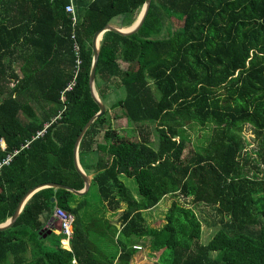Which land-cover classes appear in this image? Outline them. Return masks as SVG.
I'll return each instance as SVG.
<instances>
[{
  "label": "trees",
  "instance_id": "1",
  "mask_svg": "<svg viewBox=\"0 0 264 264\" xmlns=\"http://www.w3.org/2000/svg\"><path fill=\"white\" fill-rule=\"evenodd\" d=\"M145 4L0 0V162L13 156L0 171V224L31 188H85L75 147L100 111L91 87L94 37L117 18L132 26ZM95 86L107 110L79 146L80 164L94 175L89 191L35 193L0 232V264H132L137 239L159 253L154 264H264V0H151L139 32L105 33ZM133 125L138 135L122 134ZM122 178L136 181L138 196ZM93 186L119 214L120 230L105 220L85 224ZM168 196L177 199L165 224L150 226L144 214ZM182 198L220 215L207 244ZM56 208L75 218L71 250L50 239ZM111 245L116 252L105 249Z\"/></svg>",
  "mask_w": 264,
  "mask_h": 264
},
{
  "label": "rangeland",
  "instance_id": "2",
  "mask_svg": "<svg viewBox=\"0 0 264 264\" xmlns=\"http://www.w3.org/2000/svg\"><path fill=\"white\" fill-rule=\"evenodd\" d=\"M121 20L122 19L117 18L116 20H114L113 24L120 26ZM113 124L115 127H117V124L115 122ZM121 124H122L121 126L123 127V125H126V122L123 121V123ZM139 130L140 129L136 125L135 126L133 125L131 127L126 126L125 129H123L121 132L122 134L127 135V136H135V135H138ZM198 131L200 132L199 127L195 132L192 133V139H193L192 146L193 147L198 144V140H197L198 139L197 135L199 133ZM247 134H248L247 136L250 137L251 132L247 131ZM202 135H206V133L202 131V133H200V136ZM247 136L244 134L245 138ZM246 150L248 151V141H247ZM247 151L244 152L245 156L246 154H248ZM252 170H254V167ZM122 181L129 189H131V191L133 192L135 196H138V187L134 179L122 178ZM84 198L86 199L88 203V207L85 210V219H84L86 221L85 224H89L91 221L96 220V219L97 221H104V220L109 221L111 219V216H109L110 212L107 210V208L103 204V201L99 195V192L96 186H93L90 193L84 196ZM176 199L177 198H175L174 196H168L164 199L163 202H161L158 205L156 209L146 212L144 216L147 219V223L154 228H161L165 224V216H166L168 209H170L173 206ZM181 202L184 203L186 206L193 208L195 212L197 213L199 219L202 221L203 233H202L201 242L203 244H207L211 240L215 232L221 228V223H220L221 217L218 214L216 208L211 207V206H206L204 204L194 205L191 203V198H188V199L182 198ZM115 223L118 224V226H121L120 219L116 221ZM99 224L104 226L103 223H99ZM54 225L57 227L60 226L57 219L54 220ZM55 234L50 237L52 242L56 241L55 242L56 245L59 243L62 245L67 244L65 236H62L60 233H58L57 236ZM90 238L91 239L94 238L93 233L90 234ZM107 241L109 243L111 242L110 239H108ZM136 241L142 244H147V241L145 239H137ZM115 248L116 246L113 247V245H111L109 247L107 246V248L105 249L109 251L113 250L114 252H116ZM146 249H147V245L146 246L144 245V248H142L141 251L137 252V255L144 254V257H145L144 260H146L145 263L138 262L135 264H154L160 260L159 253L152 254V251H149L146 255ZM147 250H150V248H148Z\"/></svg>",
  "mask_w": 264,
  "mask_h": 264
},
{
  "label": "water",
  "instance_id": "3",
  "mask_svg": "<svg viewBox=\"0 0 264 264\" xmlns=\"http://www.w3.org/2000/svg\"><path fill=\"white\" fill-rule=\"evenodd\" d=\"M150 7H151V0H146L145 7H144V9H143V11L139 17V20L131 28L120 29V28L113 26L112 24H109V25L105 26L104 28H102L101 30H99L95 34V37H94V57H93V63H92V68H91L90 74H91L92 91H93L94 97L96 98V101L98 102V105L100 107V111L97 114V116L94 117L92 120H90L88 122V124L84 127L82 133L80 134V136L77 140L76 147H75V165H76L77 171L82 175V177L84 179L85 188L82 191H76L70 187H67L64 185H59V184H44L41 186L39 185V186H36L34 188H31L22 197L21 202L19 203L14 215L5 223L0 224V232L11 228L15 224V222L19 218L20 214L23 212L24 207L28 203L29 199L32 196H34V194L37 193L38 191H40L41 189H46V188L64 189V190H68V191L72 192L73 194H75L79 197L85 195L89 191L90 186H91V177L87 176L83 172V170L79 164V146H80V143H81L84 135L89 130V128L92 126V124L95 123L98 119H100V117L103 116L107 110L106 106L103 104L102 100L100 99L99 94L96 90V86H95L97 67H98V62H99V57H100L101 41H102L105 33H107V32H114V33H117V34L123 35V36H129V35H133V34H136L137 32H139V30L144 26V24L146 22ZM52 201H54V198H52Z\"/></svg>",
  "mask_w": 264,
  "mask_h": 264
},
{
  "label": "built area",
  "instance_id": "4",
  "mask_svg": "<svg viewBox=\"0 0 264 264\" xmlns=\"http://www.w3.org/2000/svg\"><path fill=\"white\" fill-rule=\"evenodd\" d=\"M67 11H68L69 14H71L73 16L74 23L75 24L78 23V17H77L74 1H72L68 5ZM76 50H77V52L79 54L80 53L79 45L76 46ZM81 64H82V61L79 60V65H81ZM77 78H78V75L76 76V79L68 87V89H67L68 92L72 91L74 89V87H75V85L77 83ZM63 100H64V97H63ZM48 127H49V125H46L45 129L43 131L39 132L38 135L35 138H39V137L43 136L46 133ZM12 159H13V156H8L7 158H4L0 162V171H1V168L3 166L8 165L10 162H12ZM54 216H55V218L58 220V222L60 224L61 234H63L66 237L67 243L70 244V241H71V239L73 237V223L75 221L74 216L72 214H70L69 212H67L66 210H63L61 208H56ZM135 249L142 250V247L136 246Z\"/></svg>",
  "mask_w": 264,
  "mask_h": 264
},
{
  "label": "crops",
  "instance_id": "5",
  "mask_svg": "<svg viewBox=\"0 0 264 264\" xmlns=\"http://www.w3.org/2000/svg\"><path fill=\"white\" fill-rule=\"evenodd\" d=\"M138 20H139V18H138ZM137 20V21H138ZM137 21L132 25V26H129V27H133L136 23H137ZM113 26H115V27H117V28H120V29H126V28H129V27H120V26H118V25H115V24H112ZM5 145V144H4ZM79 164H80V159H79ZM80 166H81V168H82V170H83V172L86 174V172H85V170L83 169V167H82V165L80 164ZM87 175V174H86ZM87 176H90L91 177V184H92V181H93V178H94V175L93 174H90V175H87ZM124 208V207H123ZM121 211H119L118 213H120ZM109 216H111V219L109 220V222L111 223V224H113L114 226H116L118 229L120 228L121 229V226H118V224H116L115 222L116 221H118L119 219H120V216H119V214H116V213H113V212H110V214H109ZM56 219V218H55ZM119 229V230H120ZM61 233V231H60V226L59 227H57V226H55L54 225V223H53V226H52V228H51V230H50V232H49V235L51 236V235H54L55 233ZM138 246H143L142 244H139ZM144 247V246H143ZM64 248H66V249H68V250H71V245L70 244H64ZM148 248H150L148 245H147V249ZM146 249V255H147V253L149 252V251H151V250H147ZM141 251V250H140ZM144 254H141V255H135V257H134V259H133V263L132 264H135V263H138V262H141V263H145V261L146 260H144Z\"/></svg>",
  "mask_w": 264,
  "mask_h": 264
},
{
  "label": "bare ground",
  "instance_id": "6",
  "mask_svg": "<svg viewBox=\"0 0 264 264\" xmlns=\"http://www.w3.org/2000/svg\"><path fill=\"white\" fill-rule=\"evenodd\" d=\"M126 29H128V28H126Z\"/></svg>",
  "mask_w": 264,
  "mask_h": 264
}]
</instances>
